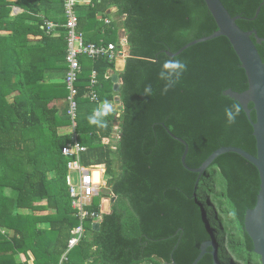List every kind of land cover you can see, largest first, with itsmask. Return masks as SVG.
<instances>
[{
  "label": "trees",
  "instance_id": "trees-1",
  "mask_svg": "<svg viewBox=\"0 0 264 264\" xmlns=\"http://www.w3.org/2000/svg\"><path fill=\"white\" fill-rule=\"evenodd\" d=\"M78 1L79 31L86 41L122 49L123 28L129 47L118 92L107 75L116 62L108 56L81 57L76 83L78 131L87 146L81 161L104 165L108 188L98 196L116 200L104 214L94 197L88 208L95 216L84 220V236L68 251L81 218L67 182L72 157L63 154L72 139L64 130L71 125L67 41L64 28L48 33L43 27L46 18L66 21L64 0H0V264H60L65 254L62 264H192L208 241L216 246L210 245L198 264H215L214 250L223 264H262L245 229L246 212L255 207L260 190L257 167L227 152L203 173L191 170L221 147L257 154L254 127L242 105L234 124L224 113L238 102L226 90L248 89L230 40L219 36L168 54L218 30L206 2ZM221 1L232 16H241L237 24L243 30H257L264 38V0ZM15 6L22 11L13 14ZM112 7L116 13L109 12ZM257 47L264 61V43ZM168 58L186 61L187 71L162 95L158 73ZM93 70L100 98L119 96L124 105L119 118L117 111L107 117L105 129L88 123L98 106L85 97ZM147 84L155 89L151 97L142 95ZM252 118L256 121L254 110ZM117 121L120 135L114 141ZM169 130L187 142L191 169L182 162L185 144Z\"/></svg>",
  "mask_w": 264,
  "mask_h": 264
},
{
  "label": "water",
  "instance_id": "water-1",
  "mask_svg": "<svg viewBox=\"0 0 264 264\" xmlns=\"http://www.w3.org/2000/svg\"><path fill=\"white\" fill-rule=\"evenodd\" d=\"M212 13L218 30L209 36H205L196 39L187 45L183 46L176 53L168 51V54L172 57L179 55L182 51L188 47L197 44L199 42L214 39L219 36L227 37L233 45L242 67L244 68L248 78V89L243 92L235 91L231 88L226 90V94L231 98L238 101L244 108L249 120L254 127V136L257 140V154L249 153L248 151L236 147L227 146L221 147L213 152L204 164L198 169H191L186 162V157L189 151V147L186 141L182 138L174 135L170 130V134L185 144L186 151L182 157L183 164L193 170L203 173L209 168V165L221 154L227 152H235L242 155L244 158L252 162L258 169L260 174V190L257 197L255 207L250 208L246 212L245 216V229L254 243L255 252L261 257V262L264 264V61L258 50L257 43H264V38L260 37L257 30L245 31L238 24L237 20L241 16H232L229 10L226 8L221 0H204ZM260 13V8L257 10L256 17ZM255 37L256 41L253 39ZM129 51V47H127ZM126 66V59L121 57L116 61V70L123 72ZM113 81L115 83V91L120 90L122 80L119 78V74H114ZM117 111L122 112L124 105L119 96L115 98ZM253 104V108L250 107ZM253 110L256 112V121L252 118ZM94 178L96 182H101V170H94ZM116 200V196H105L101 199V211L104 214L112 212L111 205ZM94 229H100V222L94 223ZM215 245L214 241H208L204 244L202 252L198 255L192 264H198L202 257L206 254L208 247ZM214 262L215 264H223L218 258V251L214 250ZM172 264H177L175 261Z\"/></svg>",
  "mask_w": 264,
  "mask_h": 264
},
{
  "label": "built area",
  "instance_id": "built-area-1",
  "mask_svg": "<svg viewBox=\"0 0 264 264\" xmlns=\"http://www.w3.org/2000/svg\"><path fill=\"white\" fill-rule=\"evenodd\" d=\"M78 0H64V9L66 21L64 23L56 22L51 19H45L43 27L46 28L48 33H56L57 29L64 28L66 33L67 41V54L65 63L67 65V72L65 77V82L69 89L68 96V109L67 114L71 119V125L68 132L72 134V139L67 145L63 147V154L72 157L68 163V176L67 182L70 187V196L72 198V206L76 209L77 214L81 218V224L72 230V237L68 244V251L73 249L81 238L85 234V228L83 226L84 220L89 216H95L88 207L93 204V199L95 196L100 195L102 192V187L106 186L105 173L101 168L95 165L86 166L81 161V156L87 150L85 146L80 141V132L78 131V111H79V101L77 99L78 89L76 83L78 81L79 75L82 73L83 66L81 62V57H87L89 59L95 60L101 56H108L110 61L116 62L119 58H127L129 52L127 50V38H121L122 49L118 48L116 43H94L86 41L83 32L79 31V16L77 13ZM21 10V8L15 6L13 12L16 14ZM106 23H110L109 19L105 20ZM98 74L96 70H93L91 76V83L88 86V90L85 97L89 99L90 102L99 105L102 101L97 90ZM112 101L116 105V101ZM98 107V106H97ZM117 111V110H116ZM121 112L117 111L116 117L119 118ZM120 135L119 121L114 125L112 136H115L118 140ZM101 170V182L97 183L94 178V170ZM78 173L77 182L74 181L72 172ZM67 259L66 254L63 256V260Z\"/></svg>",
  "mask_w": 264,
  "mask_h": 264
},
{
  "label": "clouds",
  "instance_id": "clouds-1",
  "mask_svg": "<svg viewBox=\"0 0 264 264\" xmlns=\"http://www.w3.org/2000/svg\"><path fill=\"white\" fill-rule=\"evenodd\" d=\"M187 71V62L176 58H168L163 61L161 70L158 73V79L163 81V88L161 94H167L170 90H173L175 86L180 82V79L184 72ZM155 94V89L151 84H147L144 87L142 95L145 97H151ZM117 110V106L112 101L105 99L102 101L92 114L88 116V123L100 129L107 128V117L113 115ZM242 111L241 104L239 102L233 103L230 106L225 107L224 113L227 123L229 125L234 124L237 117Z\"/></svg>",
  "mask_w": 264,
  "mask_h": 264
},
{
  "label": "crops",
  "instance_id": "crops-1",
  "mask_svg": "<svg viewBox=\"0 0 264 264\" xmlns=\"http://www.w3.org/2000/svg\"><path fill=\"white\" fill-rule=\"evenodd\" d=\"M87 2H88V1H87ZM19 8H20V7H19ZM21 11H22V8H21V10H20L19 12H21ZM116 11H117V8H116V7H112V8L109 10V12H112V13H116ZM13 14H15V13L13 12ZM99 18L101 19L102 16L100 15ZM106 19H109V18H105V20H106ZM119 37H120V39L123 38V37H126V33H125V30H124L123 28H121V29L119 30ZM116 73L118 74V71H117V70L109 69L107 75H108L109 77H112V80H113V76H114V74H116ZM113 83H114V81H113ZM114 90H115V83H114ZM112 138L114 139V141L117 140L115 136H112ZM98 166L101 168L102 171H103L104 169L106 170V168L104 167V165H98ZM24 210H25V209H24ZM25 211H29V209H26ZM95 222H99V219L96 220Z\"/></svg>",
  "mask_w": 264,
  "mask_h": 264
},
{
  "label": "rangeland",
  "instance_id": "rangeland-1",
  "mask_svg": "<svg viewBox=\"0 0 264 264\" xmlns=\"http://www.w3.org/2000/svg\"><path fill=\"white\" fill-rule=\"evenodd\" d=\"M64 130H66L67 132H68V130H69V127L68 128H64ZM117 147L116 146H113V150H115ZM114 156H115V158H116V153L114 152ZM118 161V159H116V163H115V168H117V169H119V163L117 162ZM98 167V166H97ZM72 176H73V178H74V181L75 182H77V180H78V173L77 172H75V171H73L72 172ZM103 189H102V193H104V191L108 188L107 186H103L102 187ZM8 191V190H7ZM9 192V191H8ZM95 202L97 203V204H101V196H97V197H95Z\"/></svg>",
  "mask_w": 264,
  "mask_h": 264
},
{
  "label": "bare ground",
  "instance_id": "bare-ground-1",
  "mask_svg": "<svg viewBox=\"0 0 264 264\" xmlns=\"http://www.w3.org/2000/svg\"><path fill=\"white\" fill-rule=\"evenodd\" d=\"M97 183H99V182H97Z\"/></svg>",
  "mask_w": 264,
  "mask_h": 264
}]
</instances>
